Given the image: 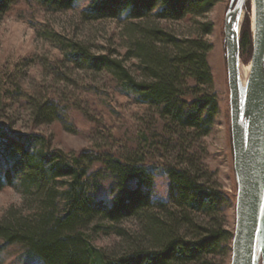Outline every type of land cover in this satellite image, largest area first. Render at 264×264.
<instances>
[{"label":"rangeland","instance_id":"374dc122","mask_svg":"<svg viewBox=\"0 0 264 264\" xmlns=\"http://www.w3.org/2000/svg\"><path fill=\"white\" fill-rule=\"evenodd\" d=\"M92 1L76 0L73 8L55 11L38 0H20L0 13V136L37 137L26 157L38 166L45 165L41 156L54 162L72 161L80 155L90 161L110 156L136 162L151 174L153 199L168 207L170 169L196 172L201 185L224 198L214 219L233 234L237 184L224 36L231 0H213L205 14L182 20L153 15L95 19L86 13ZM253 15V3L248 0L242 35L249 22L253 37ZM150 29L181 40L201 39L212 47L207 61L213 80L199 89L213 94L218 103L209 135L200 137L160 118L157 109L138 102L124 89L115 69H93L72 60V51L83 48L116 61L136 82L149 81L138 45L147 46L144 34ZM252 45L241 47V72L250 71ZM190 87L184 91L193 93ZM0 162L4 170L13 163L3 156ZM100 167L95 163L93 170ZM30 168L11 173V183L0 189V227H29L64 212L70 180H44L38 185L32 181ZM98 197L111 201L110 182L100 184ZM156 205L155 214H160ZM199 217V223L209 222ZM141 233L138 217L117 224L97 220L84 231L91 244L109 258L123 256L127 235ZM231 245L232 241L228 255L217 261L231 264ZM25 254L23 245L7 244L0 236V264H37Z\"/></svg>","mask_w":264,"mask_h":264},{"label":"trees","instance_id":"16d2710c","mask_svg":"<svg viewBox=\"0 0 264 264\" xmlns=\"http://www.w3.org/2000/svg\"><path fill=\"white\" fill-rule=\"evenodd\" d=\"M18 1L0 0V13ZM38 1L55 11L69 10L76 2ZM213 4V0H93L86 13L95 19L123 16L141 19L153 15L182 20L205 14ZM144 37L147 46L138 47L143 50L141 60L149 81L136 82L116 61L91 55L83 48L72 51V60L93 69H115L124 89L138 102L157 109L160 118L178 128L193 130L200 137L209 135L218 103L213 94L199 89L210 86L213 80L207 61L212 47L201 39L181 40L160 29H150ZM158 45L163 49L157 48ZM245 45H252L249 22L241 35V47ZM187 86L195 92L184 91ZM36 138L0 136V157L13 162L7 170L0 166V189L11 183V173L31 166L32 181L38 185L44 180H70L61 215H52L29 227H0V236L6 243L23 245L31 261L37 264H223L217 258L228 255L233 234L219 226L214 218L224 198L201 185L196 172L170 169L172 191L168 207L153 199L152 178L146 167L110 156L90 161L87 155L61 162L41 156L46 167L38 166L26 157ZM95 163L101 167L93 170ZM102 182H110L112 199L109 202L98 197ZM155 205L160 208V214H155ZM199 216L209 222L199 223ZM136 217L141 220L142 233L127 235V252L123 256L107 257L84 234L97 220L117 224Z\"/></svg>","mask_w":264,"mask_h":264},{"label":"water","instance_id":"95a60500","mask_svg":"<svg viewBox=\"0 0 264 264\" xmlns=\"http://www.w3.org/2000/svg\"><path fill=\"white\" fill-rule=\"evenodd\" d=\"M248 0H231L224 20L230 127L237 184L231 264H264V0H251L252 57L241 74V35Z\"/></svg>","mask_w":264,"mask_h":264},{"label":"bare ground","instance_id":"6f19581e","mask_svg":"<svg viewBox=\"0 0 264 264\" xmlns=\"http://www.w3.org/2000/svg\"><path fill=\"white\" fill-rule=\"evenodd\" d=\"M243 78H247L248 74H249V70H246L244 69L242 72H241Z\"/></svg>","mask_w":264,"mask_h":264}]
</instances>
